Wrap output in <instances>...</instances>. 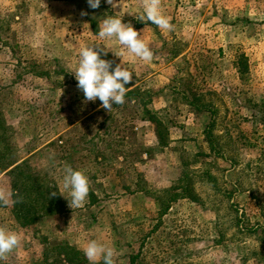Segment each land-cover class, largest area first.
<instances>
[{
	"label": "rangeland",
	"instance_id": "374dc122",
	"mask_svg": "<svg viewBox=\"0 0 264 264\" xmlns=\"http://www.w3.org/2000/svg\"><path fill=\"white\" fill-rule=\"evenodd\" d=\"M113 3L0 0L10 150L47 172L63 198L31 225L18 203L0 205V225L21 237L0 264H57L45 249L59 240L81 251L97 240L114 248L115 264H264V0H162L171 31L140 20L143 0ZM108 16L155 53L123 58L133 80L110 112L84 99L72 72L92 44L113 69L121 63L118 41L98 35ZM66 165L89 177L82 207L66 199ZM12 179L0 172L16 200Z\"/></svg>",
	"mask_w": 264,
	"mask_h": 264
},
{
	"label": "clouds",
	"instance_id": "9594fccd",
	"mask_svg": "<svg viewBox=\"0 0 264 264\" xmlns=\"http://www.w3.org/2000/svg\"><path fill=\"white\" fill-rule=\"evenodd\" d=\"M92 9L100 7L101 0H87ZM109 5H113V0H106ZM144 15L140 20L146 19L155 24L161 30H174L171 18L163 14L162 0H143ZM82 15H87L83 13ZM123 18L106 17L99 30V37L105 39L115 38L120 50L113 51L115 56L121 58V63L102 59L101 55H107V49L101 48L100 44H92L82 47L79 52L78 66L72 71L78 81L77 87L84 94L86 101H95L97 98L102 102L101 106L108 112L113 104H123L129 88L125 85L133 80V73L123 66V58L127 55L132 59L139 58L144 62H151L155 53L150 45L145 41L142 34L138 32L130 23L122 22ZM110 69H112L110 71ZM63 176V188L69 191L70 199L66 198L69 206L73 208L82 207L88 198L90 191L89 177L82 170H74L71 166H65ZM52 192L51 196H56ZM17 199L12 200L13 193L4 187H0V205L7 206L10 203L22 202L23 197L15 193ZM62 195V194H61ZM64 196V195H63ZM65 197V196H64ZM21 242L18 233L0 225V262L7 260ZM90 264L102 259L104 264H115V250L97 240L89 241L82 249Z\"/></svg>",
	"mask_w": 264,
	"mask_h": 264
},
{
	"label": "trees",
	"instance_id": "16d2710c",
	"mask_svg": "<svg viewBox=\"0 0 264 264\" xmlns=\"http://www.w3.org/2000/svg\"><path fill=\"white\" fill-rule=\"evenodd\" d=\"M137 91L133 90L128 93L131 95ZM146 112L155 115L154 112H149V110ZM261 113L260 118L264 120V111H261ZM161 125L162 123H158V126ZM7 130L8 126L0 113V172L8 171L10 173L11 177L14 178L12 184L14 185L15 198L17 199L15 193H19L23 197L22 202H17L19 212H23L22 224H35L38 219L37 214L41 210L45 214H53L61 210L62 193L47 172H42L27 160L21 161L17 155L12 154L10 148L13 144L6 135ZM52 192H56V196H51ZM188 197H191V195L189 194ZM19 212L17 211L18 216L20 215ZM45 250L46 256L50 252L55 254V263L57 264H65L64 262L66 264H88L84 252L68 241L59 240L50 243Z\"/></svg>",
	"mask_w": 264,
	"mask_h": 264
}]
</instances>
